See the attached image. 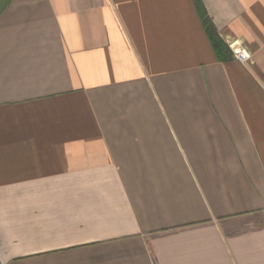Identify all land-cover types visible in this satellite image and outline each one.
<instances>
[{"label": "crops", "instance_id": "1", "mask_svg": "<svg viewBox=\"0 0 264 264\" xmlns=\"http://www.w3.org/2000/svg\"><path fill=\"white\" fill-rule=\"evenodd\" d=\"M0 0V264H264V0Z\"/></svg>", "mask_w": 264, "mask_h": 264}, {"label": "trees", "instance_id": "2", "mask_svg": "<svg viewBox=\"0 0 264 264\" xmlns=\"http://www.w3.org/2000/svg\"><path fill=\"white\" fill-rule=\"evenodd\" d=\"M193 1L199 13V17L202 21V25L212 45V48L215 51L217 58L220 60L230 59L232 57V54L226 43L218 36L215 26L210 20L209 16L207 15L201 0H193Z\"/></svg>", "mask_w": 264, "mask_h": 264}, {"label": "built area", "instance_id": "3", "mask_svg": "<svg viewBox=\"0 0 264 264\" xmlns=\"http://www.w3.org/2000/svg\"><path fill=\"white\" fill-rule=\"evenodd\" d=\"M228 44L236 59L244 62L250 58L249 52L237 40L228 41Z\"/></svg>", "mask_w": 264, "mask_h": 264}, {"label": "rangeland", "instance_id": "4", "mask_svg": "<svg viewBox=\"0 0 264 264\" xmlns=\"http://www.w3.org/2000/svg\"><path fill=\"white\" fill-rule=\"evenodd\" d=\"M225 42V41H224ZM226 43V42H225ZM226 45H228V43H226Z\"/></svg>", "mask_w": 264, "mask_h": 264}]
</instances>
